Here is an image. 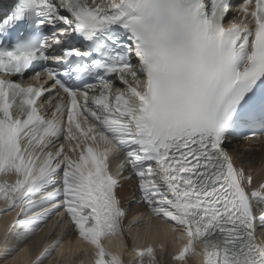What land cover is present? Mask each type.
I'll use <instances>...</instances> for the list:
<instances>
[{"label":"snow or ice","instance_id":"obj_1","mask_svg":"<svg viewBox=\"0 0 264 264\" xmlns=\"http://www.w3.org/2000/svg\"><path fill=\"white\" fill-rule=\"evenodd\" d=\"M231 7L0 4V215L15 212L0 235L4 256L62 210L66 229L91 246L90 264H124L102 241L123 237L118 191L130 183L178 233L173 264L190 255L200 264H264V162L257 178L229 151L235 139L264 135V0H244L242 22L226 27ZM110 157L120 158L115 173ZM54 250L62 253L59 237L34 257L27 245L20 251L43 264ZM133 251L155 264L151 243Z\"/></svg>","mask_w":264,"mask_h":264},{"label":"bare ground","instance_id":"obj_2","mask_svg":"<svg viewBox=\"0 0 264 264\" xmlns=\"http://www.w3.org/2000/svg\"><path fill=\"white\" fill-rule=\"evenodd\" d=\"M235 145L236 147L229 148V151L232 153L236 163L238 165L243 164L245 168L251 165L254 174L258 178L261 164L264 162V135L255 141L241 140L236 142L233 147ZM3 179L4 177L0 176V180ZM118 195L121 200V207L126 211V216L122 223L128 219L125 222L124 230L129 233L131 238L125 240L119 235L105 237L102 243L106 248L120 253L124 264H130L131 259L135 255L132 244L141 246L145 242H148L154 247L157 242L165 244L166 241H169L172 250L176 251L182 241H175L173 239L178 233H172L170 225L164 220L157 217L154 219L152 213L130 217L135 211L143 210L147 207L145 204L139 202V194L134 190L132 184H124L119 189ZM5 207L4 201L0 200V209H4ZM59 212H62V210ZM59 212H52L43 224L39 225L38 231L33 236L16 244V251L9 256H4V246L2 239H0V264H5V261H7V264H28V259L30 258H26L24 253L20 251L21 249L25 248L26 245L31 247L34 257L46 244L57 237L60 238V242L63 245L62 253L57 254L54 250L52 255L43 261V264H90L92 259L91 246L80 241L74 230L66 229L68 218L66 216L61 217ZM256 215L259 216V211L256 212ZM14 216L15 212L0 215V235H2L5 225L10 223ZM137 222L140 223L138 224ZM136 223L137 225H134ZM260 232L261 230L258 227L257 235L259 237L261 236ZM11 243L12 240L10 239ZM13 257L16 259H13ZM188 259L190 264H200L199 256L190 255Z\"/></svg>","mask_w":264,"mask_h":264},{"label":"rangeland","instance_id":"obj_3","mask_svg":"<svg viewBox=\"0 0 264 264\" xmlns=\"http://www.w3.org/2000/svg\"><path fill=\"white\" fill-rule=\"evenodd\" d=\"M235 147H236V145H235L234 147H232V148H235ZM137 223L139 224L140 222H137ZM137 223L134 224V225H137ZM259 229H260V228H259ZM260 235H261V232H260ZM148 244H149L148 242H145V244H142L141 246H138L137 244H132V246H133L132 248H133V249H134V248H144V247H146ZM158 244H159V243L157 242V243L155 244V246H154V249H155V255H156V261H155V264H173V261L171 260V256H172V254H174L175 252L172 250L169 241H166V243L164 244V245H165V249H164L163 252L157 247ZM137 246H138V247H137ZM91 253H92V252H91ZM142 259H143V264H148L150 258L147 257V256H144ZM3 260H4V259H3ZM140 260H141V258L138 257V256L136 255V253H135L134 257L131 259L130 264H140ZM186 264H190L188 257H187V259H186Z\"/></svg>","mask_w":264,"mask_h":264}]
</instances>
